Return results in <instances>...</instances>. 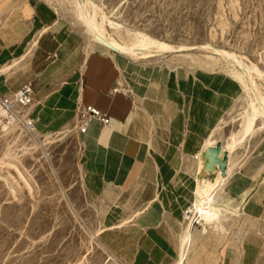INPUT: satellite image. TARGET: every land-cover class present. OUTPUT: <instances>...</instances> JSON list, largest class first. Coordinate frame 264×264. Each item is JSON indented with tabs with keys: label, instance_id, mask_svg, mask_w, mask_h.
<instances>
[{
	"label": "rangeland",
	"instance_id": "obj_1",
	"mask_svg": "<svg viewBox=\"0 0 264 264\" xmlns=\"http://www.w3.org/2000/svg\"><path fill=\"white\" fill-rule=\"evenodd\" d=\"M93 1L99 7V20L105 17L118 22V26H111L107 21L105 27L121 41H128L133 32H142L173 45H184L181 53L166 49L148 58L112 56L105 52L122 67L119 84L128 94L138 99L144 93L145 97L147 94L156 99L163 98V93L172 94L167 91L171 84L190 86L203 113L204 109H213L212 118L217 120L212 127L227 120L215 134L219 133L224 141L234 133L238 120L231 117L238 116L244 102L235 96L238 86L228 73V65L222 59L206 63V55L214 53L216 46L243 55L245 61H253L264 71V0ZM57 23L73 30L85 49L105 51L77 19L73 0H0V66L25 53L41 28ZM25 61L11 74L9 71V76L1 75L0 83L9 84L13 80L10 77L25 67ZM254 75L264 88V75ZM141 88L147 91L141 92ZM2 91L0 85V94H14ZM179 96L180 103L187 98L183 92ZM154 102L159 103L157 99ZM165 105L167 113L173 103ZM19 131L4 134L0 126V264H153L142 253V246L150 249L152 240L148 237L141 243L140 227L131 217L137 207L135 201L144 192L139 188L140 183L130 189L123 185L105 196L91 193L84 184L81 145L75 125L41 130L52 131L48 136L51 141L40 142L30 150L22 151L20 144L12 146L11 152H18L25 180L11 163L13 157L1 162L8 141L14 140ZM23 131L21 140L29 134L28 130ZM45 137V133H40L38 140ZM262 145L264 131L244 142L238 150L247 159L248 152ZM182 161L188 163V158ZM214 176V172L207 175L211 179ZM177 207L170 205L169 209ZM185 207L180 206L175 210L177 216L171 215L162 222L168 225L170 233L172 228L176 229L177 235L166 236L167 241H177L181 228L179 217L183 218ZM249 223L241 219L224 234L211 231L203 244L198 241L196 247L200 251L191 264H239L241 232L245 228L249 230ZM195 224L200 225L198 220ZM256 264H264V252Z\"/></svg>",
	"mask_w": 264,
	"mask_h": 264
},
{
	"label": "crops",
	"instance_id": "obj_2",
	"mask_svg": "<svg viewBox=\"0 0 264 264\" xmlns=\"http://www.w3.org/2000/svg\"><path fill=\"white\" fill-rule=\"evenodd\" d=\"M101 47L104 52L87 50L73 30L58 23L47 26L31 55L24 59H27L25 67L10 77L13 80L9 84L1 82V89L4 93L15 92L31 82L35 93L29 111L36 126L46 131L75 125L81 145L84 184L91 193L105 196L123 185L130 189L140 183L139 188L144 192L135 201L137 207L131 216L140 227L141 243L148 237L152 240L147 245L150 249L142 246V253L153 264H172L182 249L184 213L196 196V155L217 118H212V108L204 109L203 113L190 86L186 88L175 82L167 88L172 94L156 97L159 103L146 93V97L140 93L139 100L136 99L119 84L122 67L112 57L126 55ZM22 64L23 61L17 67ZM145 90L141 88V92ZM181 92L187 97L182 103ZM171 102L172 109L166 113L165 104ZM88 105L108 115L110 123L105 125L92 119L86 131L81 132V112ZM239 150L232 154L239 161L227 172L225 193L232 208L239 211L238 224L243 218L250 222L249 230L245 228L241 232L239 264H256L264 252V145L248 152L247 159ZM182 158H188V163H183ZM212 167L203 176L209 178L207 175L214 172L215 177L210 179L216 180L217 172ZM170 205L186 206L183 218L179 217L181 229L176 242L166 238L175 237L176 229L172 228L170 233L168 225L162 223L171 215H178L175 210L179 207L169 209ZM197 220L196 217L193 230Z\"/></svg>",
	"mask_w": 264,
	"mask_h": 264
},
{
	"label": "bare ground",
	"instance_id": "obj_3",
	"mask_svg": "<svg viewBox=\"0 0 264 264\" xmlns=\"http://www.w3.org/2000/svg\"><path fill=\"white\" fill-rule=\"evenodd\" d=\"M73 8L76 12L77 19L82 23L89 37L94 40L96 44L104 46L107 49L115 50L126 56L141 58H148L166 49L171 51L180 50V53L182 48L184 49V45H173L142 32L134 33L132 30L133 33L130 31L132 34H130L128 41L117 39L111 35L112 33L107 31L105 23L108 21L111 26H118V22L116 23L114 20H110L111 18L106 19L105 17L99 20L97 16L99 7L93 0H73ZM46 29L47 27L41 28L39 34H42ZM38 35L31 42L28 49H26L27 52L21 53V56L14 58L12 62L0 66V76L4 73L8 75L9 71L11 72L15 69L18 64L32 53L34 45L39 38ZM213 50L214 53L206 55L208 60H205V62L213 64L216 60L222 59L228 65V73L231 74L238 86L235 96L241 98L244 105L243 110L238 113V116L231 117L233 119L237 118L236 120H238V128L234 133L222 141L220 134L218 133V135H216L215 132L219 129H223L224 126L222 124L227 120H223L222 124L217 123V126L212 127L208 132L197 153L196 161L198 173L196 172V196L191 207H187L188 209L184 213L186 221L184 224V231L181 233V235L183 234L181 238L182 249L180 257L172 264H191V262L197 258L196 253L200 251L199 248L196 247L198 241L201 240L203 244L211 231L224 234L229 232L233 225L238 224L237 218L240 217L239 211L236 207L232 208L225 193V186L228 181L227 175L229 174H227V172L235 167L239 161V158L233 157L232 154H234L244 142L250 140L257 133L264 131V88L260 87V83H258L254 75V73H258L259 76L262 75L263 77L264 71L253 61H245L242 58L243 55L240 57L233 51L221 49L216 46H213ZM220 121L218 120V122ZM19 127L20 126L17 124L8 125L7 123H3L1 126V131L4 134H8L13 130L21 131H19V135H17L14 140L12 139L13 141H8L7 149L1 157V162H5L6 158L13 157L10 160L11 163L16 166L20 175L27 180L19 166L20 161L18 159V152H11L12 146L14 144H20L22 151L30 150L38 143L43 144V141H51V138L48 136L52 131L42 132L44 130L41 131L40 127L35 125L32 130H28V137L21 140L20 135H23L24 129H19ZM40 133L46 134L45 139L38 140ZM212 166H215L217 172L216 180H211L203 176V172L209 170ZM196 217L201 226H196L193 230L192 224ZM109 225L113 226V224Z\"/></svg>",
	"mask_w": 264,
	"mask_h": 264
},
{
	"label": "built area",
	"instance_id": "obj_4",
	"mask_svg": "<svg viewBox=\"0 0 264 264\" xmlns=\"http://www.w3.org/2000/svg\"><path fill=\"white\" fill-rule=\"evenodd\" d=\"M35 88L33 83L27 82L20 86L12 96L0 94V126L3 123L8 125L17 124L25 130H32L35 121L30 115V107L34 102ZM92 119L98 120L101 124H109L111 119L108 115L92 105L85 106L81 112L82 124L79 129L86 131L87 124Z\"/></svg>",
	"mask_w": 264,
	"mask_h": 264
},
{
	"label": "water",
	"instance_id": "obj_5",
	"mask_svg": "<svg viewBox=\"0 0 264 264\" xmlns=\"http://www.w3.org/2000/svg\"><path fill=\"white\" fill-rule=\"evenodd\" d=\"M219 147H221V146H219Z\"/></svg>",
	"mask_w": 264,
	"mask_h": 264
}]
</instances>
